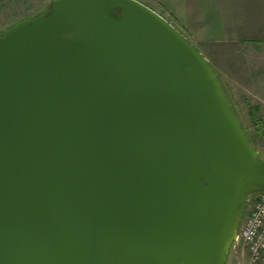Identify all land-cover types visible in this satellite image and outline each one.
Instances as JSON below:
<instances>
[{
	"label": "water",
	"instance_id": "1",
	"mask_svg": "<svg viewBox=\"0 0 264 264\" xmlns=\"http://www.w3.org/2000/svg\"><path fill=\"white\" fill-rule=\"evenodd\" d=\"M264 163L218 75L136 0H54L0 34V264H226Z\"/></svg>",
	"mask_w": 264,
	"mask_h": 264
},
{
	"label": "crops",
	"instance_id": "2",
	"mask_svg": "<svg viewBox=\"0 0 264 264\" xmlns=\"http://www.w3.org/2000/svg\"><path fill=\"white\" fill-rule=\"evenodd\" d=\"M136 1L157 14H171L202 56L205 53L195 43L210 45L211 57H203L211 62L238 117L241 118V102L247 108H255L264 119V40L244 35L248 32L251 0H145L146 4ZM258 4L260 18H264V0Z\"/></svg>",
	"mask_w": 264,
	"mask_h": 264
},
{
	"label": "rangeland",
	"instance_id": "3",
	"mask_svg": "<svg viewBox=\"0 0 264 264\" xmlns=\"http://www.w3.org/2000/svg\"><path fill=\"white\" fill-rule=\"evenodd\" d=\"M54 0H0V34H4L9 28L13 27L16 23L24 20H30L42 14H45L49 8V5ZM143 2L145 0H141ZM252 4L249 6L251 10L250 18L248 20V32L244 35L252 37L254 40H264V18H260L259 15V0H251ZM148 6L150 4H147ZM224 10H226L224 8ZM158 15L163 17L167 22H169L173 27L179 31L186 39L192 41L190 36L185 32L182 26L174 20L171 14L162 11L158 12ZM227 16V14H226ZM242 35V36H244ZM195 43V42H194ZM195 47L200 51H203V56L207 55L211 57L210 50L212 47L210 45L202 46L195 43ZM206 57V56H205ZM212 61V60H210ZM210 66L212 65L209 62ZM264 65V63H263ZM241 104V109L238 110L241 118L239 121L242 127L247 131L249 136V143L258 152V160L264 163V119L262 116L255 114L258 120V126L254 125L250 118L246 117V112L248 108L246 104L238 102ZM247 110V111H246ZM238 116V114H236ZM257 194H249L247 196L248 202L254 200ZM226 264H250L248 260V255L244 247L239 246L237 248V253H229Z\"/></svg>",
	"mask_w": 264,
	"mask_h": 264
},
{
	"label": "built area",
	"instance_id": "4",
	"mask_svg": "<svg viewBox=\"0 0 264 264\" xmlns=\"http://www.w3.org/2000/svg\"><path fill=\"white\" fill-rule=\"evenodd\" d=\"M239 246L245 248L250 264H264V193L249 201L230 253L236 254Z\"/></svg>",
	"mask_w": 264,
	"mask_h": 264
},
{
	"label": "trees",
	"instance_id": "5",
	"mask_svg": "<svg viewBox=\"0 0 264 264\" xmlns=\"http://www.w3.org/2000/svg\"><path fill=\"white\" fill-rule=\"evenodd\" d=\"M21 22V21H20ZM17 24V23H16ZM14 26V25H13ZM10 29V28H9ZM257 113V110L255 108H249V117L251 121L254 123V125L258 126L259 122L255 117V114Z\"/></svg>",
	"mask_w": 264,
	"mask_h": 264
}]
</instances>
